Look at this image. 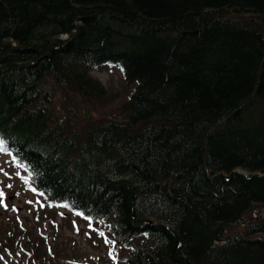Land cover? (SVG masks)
Listing matches in <instances>:
<instances>
[{"label": "trees", "instance_id": "obj_1", "mask_svg": "<svg viewBox=\"0 0 264 264\" xmlns=\"http://www.w3.org/2000/svg\"><path fill=\"white\" fill-rule=\"evenodd\" d=\"M0 139L125 264H264V0H0Z\"/></svg>", "mask_w": 264, "mask_h": 264}, {"label": "rangeland", "instance_id": "obj_2", "mask_svg": "<svg viewBox=\"0 0 264 264\" xmlns=\"http://www.w3.org/2000/svg\"><path fill=\"white\" fill-rule=\"evenodd\" d=\"M116 99L93 104V116H106L107 110L124 93L120 72L107 67L94 68ZM80 114L82 109H78ZM0 238H9V248L0 246V264H125L132 247H113L98 223L84 220L62 207H47L31 185L24 170L10 153L0 152ZM264 214V205L246 213L244 222ZM247 219V220H246ZM244 222L229 228L240 231ZM12 237V238H11Z\"/></svg>", "mask_w": 264, "mask_h": 264}, {"label": "snow or ice", "instance_id": "obj_3", "mask_svg": "<svg viewBox=\"0 0 264 264\" xmlns=\"http://www.w3.org/2000/svg\"><path fill=\"white\" fill-rule=\"evenodd\" d=\"M7 151L8 149H7L5 142L2 139H0V152H7ZM2 195L3 193H0V196Z\"/></svg>", "mask_w": 264, "mask_h": 264}, {"label": "water", "instance_id": "obj_4", "mask_svg": "<svg viewBox=\"0 0 264 264\" xmlns=\"http://www.w3.org/2000/svg\"><path fill=\"white\" fill-rule=\"evenodd\" d=\"M67 264H76L75 262H69V263H67Z\"/></svg>", "mask_w": 264, "mask_h": 264}]
</instances>
